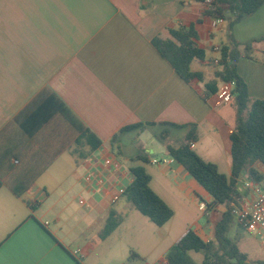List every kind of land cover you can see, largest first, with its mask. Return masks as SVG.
Instances as JSON below:
<instances>
[{
	"label": "crops",
	"instance_id": "crops-1",
	"mask_svg": "<svg viewBox=\"0 0 264 264\" xmlns=\"http://www.w3.org/2000/svg\"><path fill=\"white\" fill-rule=\"evenodd\" d=\"M205 11L196 0H0V264H105L114 253L124 264L128 249L118 252L111 239L138 210L113 196L133 181L127 162L154 164V149L140 144L154 128L167 148L187 143L183 126L195 125L193 150L231 177L235 99L223 103L204 84L220 69L216 46L253 42V57L242 56L237 69L251 99L264 100V4L232 27L229 18L214 27L218 17ZM192 25L206 55L191 69L204 83L182 78L154 45ZM85 130L102 141L95 150L79 143ZM108 157L120 166L106 167ZM89 171L105 183L88 182ZM157 173L149 172L151 186L171 207L183 205L181 195L199 206L202 186L176 160ZM19 175L28 182L21 197L9 186ZM112 212L124 220L102 238ZM166 225L158 226L163 241Z\"/></svg>",
	"mask_w": 264,
	"mask_h": 264
},
{
	"label": "trees",
	"instance_id": "trees-1",
	"mask_svg": "<svg viewBox=\"0 0 264 264\" xmlns=\"http://www.w3.org/2000/svg\"><path fill=\"white\" fill-rule=\"evenodd\" d=\"M196 1L206 5V15L229 18L230 27L236 21L255 13L264 4V0ZM170 34L172 39L156 38L154 45L182 78L187 81L197 79L204 83L203 74L191 69L194 60L202 61L206 55V51L196 44L197 33L194 26L172 29ZM252 43L246 44L243 50H240L236 43H233V47H223L218 64L220 69L215 73L216 79L204 84L207 94L211 95L217 92L218 80L236 83L237 121L230 137L232 142L231 177L228 178L219 171L216 164L203 160L193 150L192 145L197 140L195 125L183 126L190 128L186 136L187 143L180 147L167 146L169 155L181 164L212 197V201L206 203L207 212L220 214L215 224L214 239L204 240L194 229L189 228L167 254L169 264H199L189 255V252L203 254L204 258L200 264H248L247 255L228 234L234 222L232 203H238L242 199L239 190V179L242 174L247 170L249 179L262 185L264 182V173L255 166L257 163L264 166V100L251 99L247 83L237 69L238 61L242 56L253 57ZM133 127H140V125L129 126L122 131ZM91 137H95L96 142L93 143ZM82 139L88 142L91 150H95L102 144V141L89 130L84 131L78 140L79 143ZM139 160L149 163L146 157H140ZM130 171L133 181L126 187L123 197L157 226L166 225L174 216L173 208L153 190L151 175L143 165L133 166ZM27 184L28 182L19 175L9 183V186L16 196L21 197L27 189ZM123 220V216L112 212L101 237H108ZM136 258L138 254L132 252L130 261ZM261 264H264V261Z\"/></svg>",
	"mask_w": 264,
	"mask_h": 264
},
{
	"label": "rangeland",
	"instance_id": "rangeland-1",
	"mask_svg": "<svg viewBox=\"0 0 264 264\" xmlns=\"http://www.w3.org/2000/svg\"><path fill=\"white\" fill-rule=\"evenodd\" d=\"M264 47L263 44H261ZM262 51V49L260 50ZM162 128L157 127L152 130L149 137L143 138L141 144L142 148L146 150L147 147L154 149V154L151 156L155 157L159 161L158 164L154 165L151 163H142L136 161L127 162L128 166L144 165L148 173L152 172L155 179L158 176L163 177L161 174H158L160 166H166L170 164L171 157L168 155L166 144L154 134L161 135ZM177 140L172 142L173 145H176ZM173 162V161H172ZM264 185V182H263ZM264 187V186H263ZM201 188L200 201H205L209 203V200L212 197L207 193V191ZM183 205H179L177 202L172 201L174 216L165 226V230H171V235L167 240H161L158 230L159 227L155 225L148 217L144 216L139 211H135V216L131 215L128 221L121 226L115 235L112 237L111 242L117 243V250L120 252L122 249L129 251V257L131 251H134L138 254L137 260L129 261L127 256L124 260V264H159V261L169 253L171 245L180 237V235L188 228H192L198 232V234L203 237L205 240H208V236L205 230L206 226V217L205 211L199 210L198 205H193L182 196ZM197 198V196L195 197ZM206 198V199H205ZM220 218L219 213L211 214V235L214 237L215 224ZM239 246L241 251L245 253L248 257V264H261L264 261V248L261 241L255 237L253 234L242 229L236 222L232 223L231 229L228 234ZM121 241V242H120ZM189 255L194 258L199 264L203 261V254L189 252ZM121 256L114 253L110 257L104 259L105 264H120ZM101 264V263H99Z\"/></svg>",
	"mask_w": 264,
	"mask_h": 264
},
{
	"label": "built area",
	"instance_id": "built-area-1",
	"mask_svg": "<svg viewBox=\"0 0 264 264\" xmlns=\"http://www.w3.org/2000/svg\"><path fill=\"white\" fill-rule=\"evenodd\" d=\"M213 0H208L211 2ZM223 18H215L213 26L224 23ZM216 52H221L219 46L215 47ZM219 64V59L216 60ZM216 97L219 101L223 103H231L236 97V83L234 81H223L220 82L218 90L216 92ZM154 164H158L157 159L153 160ZM104 165L106 167H119L118 161L114 158L108 157L104 159ZM88 182L96 181L99 184L105 183V178L102 174L96 171H89L86 176ZM243 190L239 187L242 195V199L238 203H232L234 218L237 224L245 231L253 234L257 237L264 248V187L259 182L252 179H245L242 181ZM126 187H121L119 191L113 196L114 201H117L121 196H123ZM200 210H206V202H199ZM159 264H169L167 258L159 261Z\"/></svg>",
	"mask_w": 264,
	"mask_h": 264
}]
</instances>
